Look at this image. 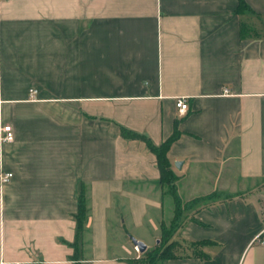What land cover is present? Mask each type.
<instances>
[{
    "label": "crops",
    "instance_id": "obj_1",
    "mask_svg": "<svg viewBox=\"0 0 264 264\" xmlns=\"http://www.w3.org/2000/svg\"><path fill=\"white\" fill-rule=\"evenodd\" d=\"M242 1L0 0V264H73L81 190L80 264L156 246L172 199L119 126L155 145L176 126V194L203 199L157 264H264V0Z\"/></svg>",
    "mask_w": 264,
    "mask_h": 264
},
{
    "label": "trees",
    "instance_id": "obj_2",
    "mask_svg": "<svg viewBox=\"0 0 264 264\" xmlns=\"http://www.w3.org/2000/svg\"><path fill=\"white\" fill-rule=\"evenodd\" d=\"M248 10L246 4L242 0H237L235 12L240 13ZM119 133L125 139H138L144 142L146 148L154 155L156 168L159 173V184L165 195H168L172 199L173 204V216L167 223L160 224V236L158 243L152 249L143 251L142 255L138 258L136 264H157L158 261L173 257V249L176 246V242L171 239V235L174 230L180 225L183 212L186 209H191L195 206V203L203 199H192L188 202H181L178 195L175 193L176 176L173 174L166 153L171 143L178 137V131L176 126L173 133L158 145L153 144L148 137L143 134H139L119 126ZM197 204V203H196ZM87 214V201L85 192L83 190L78 191L76 196V211L73 214L75 222V238L71 243L73 248V264H80L79 252H80V236L84 230ZM203 242H198L202 244Z\"/></svg>",
    "mask_w": 264,
    "mask_h": 264
},
{
    "label": "built area",
    "instance_id": "obj_3",
    "mask_svg": "<svg viewBox=\"0 0 264 264\" xmlns=\"http://www.w3.org/2000/svg\"><path fill=\"white\" fill-rule=\"evenodd\" d=\"M35 89H29V99L33 100L34 95H35ZM174 106L175 110L178 116H182L185 114L186 109H187V103L186 99L184 97H177L174 100ZM12 131L9 125H0V146L3 145L4 143H8L12 141ZM11 177L10 172H2L0 171V186L7 183ZM253 241L264 244V238H262L259 234H256L254 238L252 239ZM133 249L136 251L137 246L134 245ZM12 264H21L18 262H14Z\"/></svg>",
    "mask_w": 264,
    "mask_h": 264
},
{
    "label": "water",
    "instance_id": "obj_4",
    "mask_svg": "<svg viewBox=\"0 0 264 264\" xmlns=\"http://www.w3.org/2000/svg\"><path fill=\"white\" fill-rule=\"evenodd\" d=\"M179 165H180V162H174V166H175L176 168H178ZM131 242H132L135 246H137V248H139V251H140V252H142V251L145 249V245L142 244V242L137 241V240H135V239H133V238H131Z\"/></svg>",
    "mask_w": 264,
    "mask_h": 264
},
{
    "label": "rangeland",
    "instance_id": "obj_5",
    "mask_svg": "<svg viewBox=\"0 0 264 264\" xmlns=\"http://www.w3.org/2000/svg\"><path fill=\"white\" fill-rule=\"evenodd\" d=\"M175 193H176V186H175ZM162 194H164L163 191H162ZM164 195H165V194H164ZM165 196H166V195H165ZM178 197H179V196H178ZM179 199H180V197H179ZM180 200H181V199H180ZM181 202H188V201H183V200H181ZM197 202H198V201H197ZM197 202H196V203H197ZM196 203H195V206L198 204V203H197V204H196ZM171 210H172V211H171V214H172V215H171L170 218H172V216H173V211H174L173 207H172ZM168 221H169V220H168ZM134 252L139 254V248H137L136 251L134 250Z\"/></svg>",
    "mask_w": 264,
    "mask_h": 264
}]
</instances>
